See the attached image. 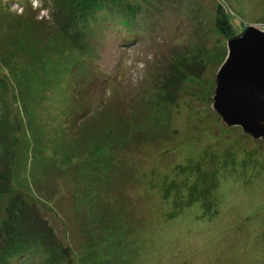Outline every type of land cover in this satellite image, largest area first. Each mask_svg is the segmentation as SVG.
<instances>
[{
	"label": "rangeland",
	"instance_id": "obj_1",
	"mask_svg": "<svg viewBox=\"0 0 264 264\" xmlns=\"http://www.w3.org/2000/svg\"><path fill=\"white\" fill-rule=\"evenodd\" d=\"M32 1L0 0V264H264V151L211 109L264 0Z\"/></svg>",
	"mask_w": 264,
	"mask_h": 264
},
{
	"label": "water",
	"instance_id": "obj_2",
	"mask_svg": "<svg viewBox=\"0 0 264 264\" xmlns=\"http://www.w3.org/2000/svg\"><path fill=\"white\" fill-rule=\"evenodd\" d=\"M211 109L226 129L239 128L264 151V30L249 25L226 41Z\"/></svg>",
	"mask_w": 264,
	"mask_h": 264
},
{
	"label": "trees",
	"instance_id": "obj_3",
	"mask_svg": "<svg viewBox=\"0 0 264 264\" xmlns=\"http://www.w3.org/2000/svg\"><path fill=\"white\" fill-rule=\"evenodd\" d=\"M222 22H220V21H218V24H217V27H218V29H220V30H222V31H224V28H226L227 26H225V27H222L223 26V24H221ZM226 25V24H225ZM238 34V32H234V35L233 36H235V35H237ZM135 35V34H134ZM136 36V35H135ZM233 36H231V37H233ZM230 37V38H231ZM138 187H140V186H138ZM138 187H136V189H135V191L133 192V193H135L134 195L137 197V195H138V197H139V195H140V193H138ZM134 196V197H135ZM5 251H0V257L3 255V254H5L4 253ZM25 255V253L24 252H19V257H22V256H24Z\"/></svg>",
	"mask_w": 264,
	"mask_h": 264
},
{
	"label": "built area",
	"instance_id": "obj_4",
	"mask_svg": "<svg viewBox=\"0 0 264 264\" xmlns=\"http://www.w3.org/2000/svg\"><path fill=\"white\" fill-rule=\"evenodd\" d=\"M32 3L34 4V7L36 8V6L38 5L37 1L36 0H33ZM19 8H20V11L23 10V7L22 6H19ZM40 9H42V8L40 7ZM40 11L42 12L43 10H40Z\"/></svg>",
	"mask_w": 264,
	"mask_h": 264
},
{
	"label": "clouds",
	"instance_id": "obj_5",
	"mask_svg": "<svg viewBox=\"0 0 264 264\" xmlns=\"http://www.w3.org/2000/svg\"><path fill=\"white\" fill-rule=\"evenodd\" d=\"M240 130V129H239Z\"/></svg>",
	"mask_w": 264,
	"mask_h": 264
}]
</instances>
